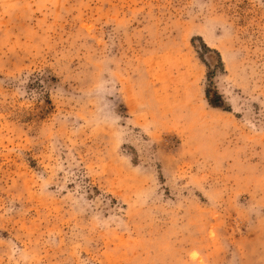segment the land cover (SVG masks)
Returning a JSON list of instances; mask_svg holds the SVG:
<instances>
[{
	"label": "rangeland",
	"instance_id": "374dc122",
	"mask_svg": "<svg viewBox=\"0 0 264 264\" xmlns=\"http://www.w3.org/2000/svg\"><path fill=\"white\" fill-rule=\"evenodd\" d=\"M0 264H264V0H0Z\"/></svg>",
	"mask_w": 264,
	"mask_h": 264
},
{
	"label": "trees",
	"instance_id": "16d2710c",
	"mask_svg": "<svg viewBox=\"0 0 264 264\" xmlns=\"http://www.w3.org/2000/svg\"><path fill=\"white\" fill-rule=\"evenodd\" d=\"M207 96L206 97H208V94H206Z\"/></svg>",
	"mask_w": 264,
	"mask_h": 264
}]
</instances>
